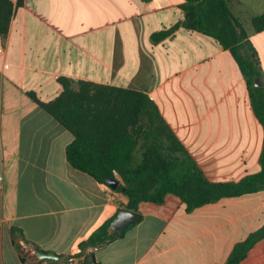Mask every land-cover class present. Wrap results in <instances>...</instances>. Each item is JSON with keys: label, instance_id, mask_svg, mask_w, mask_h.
Returning a JSON list of instances; mask_svg holds the SVG:
<instances>
[{"label": "crops", "instance_id": "1", "mask_svg": "<svg viewBox=\"0 0 264 264\" xmlns=\"http://www.w3.org/2000/svg\"><path fill=\"white\" fill-rule=\"evenodd\" d=\"M0 34V264H63L79 243L125 205V194L66 159L73 135L42 101L80 81L139 91L212 182L260 170L264 131L246 79L229 49L185 26V0H10ZM257 53L264 82V30L252 17L264 0H226ZM173 28L158 40L152 35ZM141 217L94 250L100 264H223L233 246L264 224V190L187 211L173 194L142 201ZM60 260L21 252L11 228ZM15 240H19L15 236ZM238 264H264V237Z\"/></svg>", "mask_w": 264, "mask_h": 264}, {"label": "trees", "instance_id": "2", "mask_svg": "<svg viewBox=\"0 0 264 264\" xmlns=\"http://www.w3.org/2000/svg\"><path fill=\"white\" fill-rule=\"evenodd\" d=\"M183 9L185 26L214 36L225 49L230 50L246 79L252 109L264 131V82L257 53L227 1L185 0ZM12 12L13 3L0 0L2 35L8 31ZM251 24L256 32L264 30V11L253 16ZM172 29L154 33L152 37L158 40ZM257 77L262 82L258 86L254 85ZM59 81L62 91L52 100L42 101L33 92H28V95L73 135L65 149L69 164L104 184L108 178L118 179L115 189L127 196V209L138 211L142 201L162 203L165 195L170 193L178 196L190 211L223 197L264 190V138L258 172L247 174L238 181L212 182L173 135L145 94L90 81H80L79 88L73 89L69 79L60 78ZM116 214L79 243L80 250L74 256L82 258V264H100L95 260L94 250L121 237L135 224L110 231L109 224ZM11 236L21 254L19 240L34 250L39 249L24 240L21 229L17 227L11 228ZM15 236L19 240L16 241ZM263 237L264 224L237 242L223 264H238Z\"/></svg>", "mask_w": 264, "mask_h": 264}, {"label": "water", "instance_id": "3", "mask_svg": "<svg viewBox=\"0 0 264 264\" xmlns=\"http://www.w3.org/2000/svg\"><path fill=\"white\" fill-rule=\"evenodd\" d=\"M261 83L262 82L260 78H255L254 85L258 86L261 85ZM106 182L107 185L113 189H115L119 184V180L116 178H108ZM140 217L141 215L138 211L129 210L127 208H121L117 212L113 220L110 222L109 230L119 231L129 226L130 224L136 223L137 221H139ZM89 250H91V247H89ZM34 252L39 259H53L56 261L60 260V255L55 254L54 252H45L39 249H35Z\"/></svg>", "mask_w": 264, "mask_h": 264}, {"label": "built area", "instance_id": "4", "mask_svg": "<svg viewBox=\"0 0 264 264\" xmlns=\"http://www.w3.org/2000/svg\"><path fill=\"white\" fill-rule=\"evenodd\" d=\"M19 244L22 246V249H23V248H26L25 245H24V244H25L24 241L19 240ZM31 253H32L33 255L37 256V255L35 254L34 250H31ZM74 255H75V254L69 255V256L66 258V260L64 261L63 264H82V258L75 257Z\"/></svg>", "mask_w": 264, "mask_h": 264}, {"label": "rangeland", "instance_id": "5", "mask_svg": "<svg viewBox=\"0 0 264 264\" xmlns=\"http://www.w3.org/2000/svg\"><path fill=\"white\" fill-rule=\"evenodd\" d=\"M25 245V247H29V245H27V244H24Z\"/></svg>", "mask_w": 264, "mask_h": 264}]
</instances>
